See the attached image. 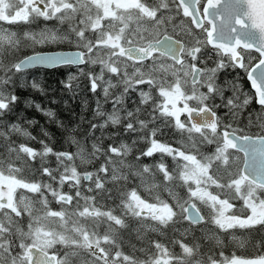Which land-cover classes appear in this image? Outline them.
Instances as JSON below:
<instances>
[{"label":"snow or ice","instance_id":"snow-or-ice-1","mask_svg":"<svg viewBox=\"0 0 264 264\" xmlns=\"http://www.w3.org/2000/svg\"><path fill=\"white\" fill-rule=\"evenodd\" d=\"M217 32L223 43H209ZM65 43L109 61L107 79L103 67L88 74L94 95L107 97V87L128 75V64L121 68L113 56L135 62L139 75L128 91L137 99L128 115L145 116L122 128L132 147L123 140L96 143L104 123L89 125V144L87 136L77 138L78 123L72 127L23 98L22 89L49 95V85L24 75L31 66L77 65L78 74L60 82L77 95L85 65L65 63L73 58L64 53L22 55L25 48ZM161 53L171 65L195 66L192 85L199 87L190 91L212 114L206 126L186 127L187 117L176 115L168 93L186 85L179 72L165 76ZM257 65L264 81V0H0V264H264V99L246 94L237 75ZM21 105L42 113L75 151L56 149ZM245 128L259 135L253 140ZM165 129L174 131L175 143L161 140ZM232 149L251 157L242 170ZM78 156L100 162L79 169L72 165Z\"/></svg>","mask_w":264,"mask_h":264},{"label":"trees","instance_id":"trees-1","mask_svg":"<svg viewBox=\"0 0 264 264\" xmlns=\"http://www.w3.org/2000/svg\"><path fill=\"white\" fill-rule=\"evenodd\" d=\"M68 48H75L71 43L65 44H52V45H45V46H37L35 49L32 48H25L22 55H30L35 52H43V51H54L59 49H68ZM100 62H95L91 66L85 64L84 72L78 79V87L80 91L77 93L75 97H72L71 93H66L63 91V87L60 84L61 81H65L69 73L78 74L77 68H69V66H59L52 69L46 68H32L27 69L24 72V75L29 79H37L41 83L49 85V95L47 99L38 94V93H31L27 89H22L21 91L24 93V97L26 99L34 100L35 102L40 103L45 108H51L52 110L56 111L59 115V118L65 121L67 124H71L70 126L74 127L77 123L79 124V132H78V139L82 137H86L89 139L88 143H91V134L88 132L89 125L95 123L97 125L104 123V126L100 128L96 134L95 142L101 145L107 144L109 140L113 143H118L123 140L124 143L128 144L129 147H132V138L128 137L127 134L125 136L122 135V128L124 124L131 120L133 123L140 118H144L145 112H141L139 117L134 113L131 117H129L128 112L129 110H134L135 106L133 101L137 99L136 96H133L130 91H122L115 97L116 93H108V96L105 97L101 93H97L96 95L92 94L91 92L87 91V82H88V74L98 71ZM247 71V67L245 68ZM238 75V82L239 86L244 90L246 94L254 93L251 82L248 79V76L241 70ZM228 79L232 78V73L230 72L226 77ZM127 96L128 99L124 102H121V98ZM155 97V94L153 95ZM158 99V98H155ZM155 99L153 103H155ZM55 100V103H53ZM99 100L100 104V112L96 113V105L97 101ZM113 100H116L117 103L115 106L113 105ZM139 103V101H137ZM115 108V110H114ZM21 112L24 113L30 119H35L38 121L39 125L45 127L47 131L50 133V137L52 140V145L56 149H64V150H72L75 151V146L68 143L67 138L62 135L61 130L58 129L55 125L50 124L46 117L43 116L42 113L34 112L33 109H25L24 105H21L20 108ZM146 111V110H145ZM117 117L118 122L113 124L111 120L105 119L109 116ZM190 122L187 120V125ZM237 124L239 126H243L244 122L241 120H237ZM191 125V124H190ZM32 131L33 135H36L35 129H29ZM246 135L258 136L259 130L255 128H245L244 129ZM139 135V133H137ZM135 139V137H133ZM176 139L174 131H169L165 129L164 135L161 137L162 141H168L171 143H175ZM47 142V140H46ZM83 144V140L80 141ZM141 142L138 144L134 149L133 153H136L138 149L142 146ZM234 152L236 157L234 158L235 167L241 169L243 164V155L237 151L230 150ZM129 160L132 159V153L129 154ZM100 162V156H97L96 159L86 158L84 156H78L73 162L72 165L79 169H88L94 170L97 164ZM145 163H152V158H148L144 161ZM36 162L34 161L33 164ZM172 162L169 160V164ZM54 166V165H53ZM142 198H146L148 202L152 201V197L149 196L148 193H145L141 190ZM164 198H167V193L162 194ZM111 203V202H109ZM54 208H58V205L53 204ZM148 235L152 238H156L158 236L157 233L149 232ZM133 243H137V247H140V243L133 240ZM176 252L180 250L178 248L171 249ZM247 254V253H246Z\"/></svg>","mask_w":264,"mask_h":264},{"label":"rangeland","instance_id":"rangeland-1","mask_svg":"<svg viewBox=\"0 0 264 264\" xmlns=\"http://www.w3.org/2000/svg\"><path fill=\"white\" fill-rule=\"evenodd\" d=\"M5 27H7V25H5ZM153 35H155V32H153ZM88 58H89V60H95V61H99L101 59V67H103L105 69L104 77L108 78L107 68H108L109 61L107 59H102L99 56V54H96L93 56H88ZM160 61H163L164 66L167 68V72L165 73V76H167L169 73H174V72H179L182 75L181 84H185L186 87L176 88L175 94L168 93V96H169L168 102L174 106V110H175L177 116H182L181 117L182 120L186 119V117H187V120L190 122L189 112L187 110L186 105L181 102V99L184 98L186 103L191 107L201 108L200 105L197 103V101L199 100L198 92L193 93L190 91L191 87H196L197 89L199 87L198 85H192V81H191L192 76H193V69L195 68V66L193 65V66L189 67L187 62H185L183 65H171V64H169V61H167L163 58H160ZM112 62L114 64L118 62L119 66L121 68H124L126 63L128 64V75L122 77V79L119 82H115V88L118 86L116 89L117 93L115 95V97H117V95H119V93H121V90L126 92L127 89H129L135 85V83L137 82L136 77L139 75V73L133 74V68L135 65L130 61H124L121 58H117V57L114 58V56H113ZM154 78H155L157 83H160V77L159 76H156ZM200 82L201 83L203 82V77L200 78ZM109 88L110 87L107 88V91L109 90ZM154 94L155 93H153V95ZM106 121L107 120L105 119L104 122H106ZM235 157H236V155L234 154V158ZM243 161H244V159H243ZM242 166H243V164H242Z\"/></svg>","mask_w":264,"mask_h":264},{"label":"water","instance_id":"water-1","mask_svg":"<svg viewBox=\"0 0 264 264\" xmlns=\"http://www.w3.org/2000/svg\"><path fill=\"white\" fill-rule=\"evenodd\" d=\"M216 24L219 25V18H217ZM213 42L223 43V41H221V39H220V33L219 32L216 33L215 41H212L211 38H209V43H213ZM43 53H49V54L64 53L65 55H68V56L73 58V59H69V60L65 61V63H67V64L76 63V64H83L84 65L85 61H86L84 58V52L80 51L78 49L43 51ZM33 54H35V53H33ZM33 54H30V55H33ZM161 54H164V53H161ZM164 55H166V54H164ZM59 66H63V65H57L55 67H59ZM73 66L78 67L77 65H73ZM36 67H41V68H46V69L55 68V67H47V66H31L28 69H32V68H36ZM259 67L260 66L257 65L255 68L252 69V71L248 72L247 76H248L249 81L251 82V86H252L253 91L258 96H261L262 99H264V92L261 91V87H260L261 83H264V81H261L259 78V71H257V69ZM195 72H196V69L194 68L193 69V75L195 74ZM253 72H255V76H253ZM191 81H192V79H191ZM186 107H187V110L189 112L190 123L193 126H195L197 124H200L201 126H206L205 121H211L213 119L212 114L211 113H205L202 107L197 108V107H191L189 105H186ZM248 136L253 137V140H255L256 136H252V135H248ZM240 143H243V141H241ZM254 147L256 149H259L261 146L258 143H256L254 145ZM232 150L236 151L235 149H232ZM237 152H240L243 155L244 161H243V166L241 168V170H242L244 168L245 163L251 160V157L246 156L243 151H237ZM259 159H260V157H259V154L257 153V163H259ZM39 255H40L39 252H37L36 253L37 258H39Z\"/></svg>","mask_w":264,"mask_h":264},{"label":"flooded vegetation","instance_id":"flooded-vegetation-1","mask_svg":"<svg viewBox=\"0 0 264 264\" xmlns=\"http://www.w3.org/2000/svg\"><path fill=\"white\" fill-rule=\"evenodd\" d=\"M68 49H76V48H68ZM59 50H67V49H59ZM84 58H85V60H89V58H88V56L84 53ZM114 58H116L115 56H114ZM118 58V57H117ZM160 58H163V59H165V60H167V61H169L168 60V57H167V55H164V54H160ZM130 62H132L134 65H135V62L134 61H132V60H129ZM95 62H100V64H99V68H101V59L99 60V61H95ZM85 65V64H84ZM65 66H69V68L71 69L72 67L73 68H77L78 69V67H76V66H73V65H65ZM61 67V66H60ZM81 67H83V66H81ZM41 68V67H40ZM105 79H107V77H105ZM97 85L100 87V88H105V87H107V86H105V84H103V83H101L99 80L97 81ZM118 87V86H117ZM117 87L115 88V87H110L109 88V90L107 91L108 93H116V89H117ZM108 88V87H107ZM127 91H128V89H127ZM102 95H103V93H101ZM181 102L183 103V104H185V105H188L187 103H186V101H185V99L184 98H182L181 99Z\"/></svg>","mask_w":264,"mask_h":264},{"label":"bare ground","instance_id":"bare-ground-1","mask_svg":"<svg viewBox=\"0 0 264 264\" xmlns=\"http://www.w3.org/2000/svg\"><path fill=\"white\" fill-rule=\"evenodd\" d=\"M96 72V71H95ZM123 86V85H122Z\"/></svg>","mask_w":264,"mask_h":264}]
</instances>
